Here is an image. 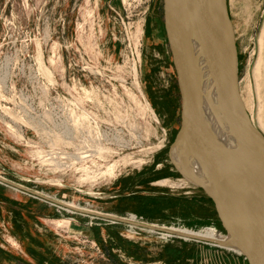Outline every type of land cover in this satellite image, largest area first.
Masks as SVG:
<instances>
[{
    "label": "rangeland",
    "instance_id": "1",
    "mask_svg": "<svg viewBox=\"0 0 264 264\" xmlns=\"http://www.w3.org/2000/svg\"><path fill=\"white\" fill-rule=\"evenodd\" d=\"M225 3L240 96L264 133V0ZM162 6V0H0V176L85 209L224 236L212 203L170 158L181 99ZM3 189L31 198L0 182ZM34 200L29 213L72 239L78 257L236 264L217 245L88 217L89 226L118 227L114 243L100 244L94 237L100 228L92 235L70 231L72 221L78 224L73 212ZM162 257L168 261L149 263Z\"/></svg>",
    "mask_w": 264,
    "mask_h": 264
},
{
    "label": "water",
    "instance_id": "2",
    "mask_svg": "<svg viewBox=\"0 0 264 264\" xmlns=\"http://www.w3.org/2000/svg\"><path fill=\"white\" fill-rule=\"evenodd\" d=\"M162 2L164 30L181 99L180 124L170 158L181 175L212 200L228 235L222 241L188 238L236 251L247 264H264V134L253 124L240 96L232 31L226 47L210 21L212 12L219 22L225 18L231 26L225 0H219L218 10L217 0ZM198 64L212 98L214 115L236 149L221 145L212 133L201 104ZM238 153L244 155L245 161L236 162ZM258 176L262 181H257V186L254 178ZM0 182L31 192L4 177ZM96 217L116 219L103 213Z\"/></svg>",
    "mask_w": 264,
    "mask_h": 264
},
{
    "label": "crops",
    "instance_id": "3",
    "mask_svg": "<svg viewBox=\"0 0 264 264\" xmlns=\"http://www.w3.org/2000/svg\"><path fill=\"white\" fill-rule=\"evenodd\" d=\"M28 189L31 190L30 193L24 190L22 191L26 192V194L33 199L29 197H22L17 194H9L4 189V191L0 190V264H108V259H92L85 256L78 257L75 249L76 244L72 239L67 236L63 237L56 228L41 223L42 217L30 214L28 208L33 207V205L37 203V201L34 200L35 198L59 205H61V203L52 200L50 198L52 196H49V198L44 197L43 195L38 197L34 193H38L39 191L32 190L30 188ZM16 203L27 206V210L14 209V204ZM69 211L75 214L74 216L78 224L72 221L68 230H82L83 232L88 231L89 235H92L93 229L99 230L100 228V233L97 230L96 231L98 233L94 232V234L96 233L94 237L99 240L100 244L107 240L112 243L115 242V238L112 234H116L118 232V227L103 228L102 226L92 227L87 225L88 217H96L98 214L95 212L103 214L108 213L96 210H93V212L76 209ZM69 219H73V216L69 217ZM39 222L40 225H38ZM104 233L107 239L103 237ZM197 247L199 248V246H196V248ZM217 252L219 255L226 256V261H229V258H231L233 262H236V264H247L246 259L236 251L224 248L223 252ZM217 252L214 251L213 254ZM166 261H168V258L162 257L149 260V263H163ZM193 262L192 264H202L203 259H194Z\"/></svg>",
    "mask_w": 264,
    "mask_h": 264
},
{
    "label": "bare ground",
    "instance_id": "4",
    "mask_svg": "<svg viewBox=\"0 0 264 264\" xmlns=\"http://www.w3.org/2000/svg\"><path fill=\"white\" fill-rule=\"evenodd\" d=\"M220 7H221L220 2H219V0H217V2L215 4V8L218 10V9H220ZM218 17H219V15H218ZM210 21L213 24V26L215 27L216 31L218 32V35L220 36L221 41L224 43V45L226 47H228L229 43H228L227 37H228L229 31L230 30L232 31V27L231 26L229 27L228 22L226 21L225 18H221V20L219 22L217 20L216 16L212 12L210 13ZM196 72H197V75H198L199 80L201 82V84H200V95H201V102H202L201 104H202V107H203L206 115L208 116L209 121H210V128L212 130L214 137L219 141V143L221 145H228L229 147H231V148L234 147V149H236V147H237L236 144H234L233 141L231 140L230 136H228L225 133V131L222 129L218 119L214 115L212 98H211L209 91L207 90V84H206V81L203 77V73H202V70H201L199 64L196 66ZM171 155H173L174 159L177 161V155H176L175 150H172ZM235 155H236L235 158L237 160L236 161L237 163H241V162L245 161L244 155H240L239 153L235 154ZM108 171H111V167L108 168ZM1 177L2 176H0V178ZM257 178H254V184L258 186V183L260 181H262V176H258ZM257 181H259V182L257 183ZM34 194H36V196H38V197L43 195L44 197L49 198V196H47L43 193H39V192L36 193L35 192ZM50 198L54 201L60 202L61 205L65 206V208H66L65 210L76 209V210H81V211L93 212V210L91 211L89 209L79 207L77 205L68 203L66 201L65 202L59 201L53 197H50ZM95 213H99V212H95ZM107 215H110V216L120 220L121 222L128 223L129 225H138L140 227H143V229L145 228V229H148L151 231L152 230H159V231H162L161 233L167 234V235L171 234L169 232H174V234H172V236H177V237L186 238V239H190V238H188V236L201 237V238L215 240V241H222V240L228 239V235L215 236V235H211V234H207V233H201V232H197V231H193V230L185 229V228L179 229V228H175V227H166V226H158L155 224H149V223L139 221V219L133 220V219L124 218V217L111 215V214H107ZM178 234H182V236H178ZM209 244H212V243H209Z\"/></svg>",
    "mask_w": 264,
    "mask_h": 264
},
{
    "label": "built area",
    "instance_id": "5",
    "mask_svg": "<svg viewBox=\"0 0 264 264\" xmlns=\"http://www.w3.org/2000/svg\"><path fill=\"white\" fill-rule=\"evenodd\" d=\"M129 215H132V214H129ZM135 216V215H134ZM136 217V216H135ZM137 218V217H136ZM107 221H111V222H121L120 220L118 219H105ZM128 224V223H126ZM129 225V224H128ZM132 226H135V227H139V228H143V227H140V226H137V225H129V227H132ZM145 229V228H144ZM152 231H156L158 233H161L162 231H159V230H152ZM167 233V232H166ZM172 234H169L168 236H171Z\"/></svg>",
    "mask_w": 264,
    "mask_h": 264
},
{
    "label": "trees",
    "instance_id": "6",
    "mask_svg": "<svg viewBox=\"0 0 264 264\" xmlns=\"http://www.w3.org/2000/svg\"><path fill=\"white\" fill-rule=\"evenodd\" d=\"M206 198L212 203V205H213V202H212V200L209 198V197H207L206 196ZM214 206V205H213ZM214 211H215V208H214ZM215 213H216V211H215ZM220 222V221H219ZM221 224V223H220Z\"/></svg>",
    "mask_w": 264,
    "mask_h": 264
}]
</instances>
